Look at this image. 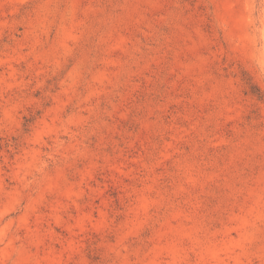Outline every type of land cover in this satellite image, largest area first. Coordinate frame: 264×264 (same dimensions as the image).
<instances>
[{
  "label": "rangeland",
  "instance_id": "1",
  "mask_svg": "<svg viewBox=\"0 0 264 264\" xmlns=\"http://www.w3.org/2000/svg\"><path fill=\"white\" fill-rule=\"evenodd\" d=\"M0 264H264V0H0Z\"/></svg>",
  "mask_w": 264,
  "mask_h": 264
}]
</instances>
